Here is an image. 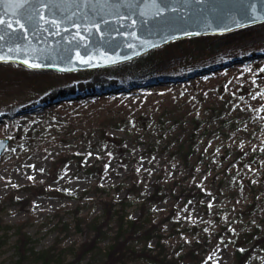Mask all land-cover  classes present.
<instances>
[{
  "label": "rangeland",
  "instance_id": "374dc122",
  "mask_svg": "<svg viewBox=\"0 0 264 264\" xmlns=\"http://www.w3.org/2000/svg\"><path fill=\"white\" fill-rule=\"evenodd\" d=\"M251 54L224 68L195 73L204 67L182 78L151 77L155 81L150 83L121 79L117 84L126 89L102 91L88 99L60 98L40 108L39 114L32 108L59 91L81 84L86 88L82 91L93 90L88 80L56 86L45 95L27 87L0 93V139L10 140L0 157L3 222H28L26 230L40 250L58 239L65 249L77 248L92 238L89 226L103 213L104 201L127 200V214L141 218L144 229L129 242L130 251L120 264H232L236 243L249 241L253 233L256 238L245 246L256 244L248 264H264V242L257 243L264 240V72L260 71L264 52ZM21 68L0 63V74L16 75ZM88 75L90 80L100 76L102 82L96 86L112 82L101 69L80 74ZM227 81L230 91L244 87L249 92L244 108L253 114L230 112L226 128L215 132L220 123L210 126L198 140L189 166L176 155L171 135L144 132L145 119L155 124L165 112L170 115L179 107L206 120V126L216 101L214 88ZM126 118L132 127L123 123ZM106 128L123 139L125 154L104 141ZM93 165L103 167L101 177L86 172ZM117 230L114 221L108 241L85 262L103 264ZM15 240L12 236L0 247V264H12Z\"/></svg>",
  "mask_w": 264,
  "mask_h": 264
},
{
  "label": "trees",
  "instance_id": "16d2710c",
  "mask_svg": "<svg viewBox=\"0 0 264 264\" xmlns=\"http://www.w3.org/2000/svg\"><path fill=\"white\" fill-rule=\"evenodd\" d=\"M254 51L257 53L264 51V24L230 34L196 37L175 42L129 64L105 68L102 73L110 78L129 77L136 80H149L151 77L166 75L180 77L197 69L227 62L233 59L229 57L231 55L241 58L250 55ZM19 70L20 73L16 75L0 74L1 94H11L15 89L23 90L27 87L34 93L44 95L56 86L71 84L85 78L80 76L82 73H51L53 74L51 75L30 71L23 67ZM220 74L222 76L225 75L223 70L220 71ZM212 76L214 75L207 77L211 78ZM213 78L216 79L217 77L214 76ZM227 84L228 81L222 85L215 86L216 101L214 106L209 109L210 113L206 126H204L206 120L191 116L186 109L179 107L170 115L165 112L157 119L155 124L150 119H145L142 123L144 132L146 131L150 135L160 132L162 137L171 135L172 139L176 140V142H172L177 144L176 155L180 156L186 165L189 166L190 160L196 155L198 140L210 126L215 122H217V125L220 123V127L215 132L220 131V128H226L229 124L228 114L230 112L243 114H249L250 112L253 114V110L250 107V109L244 108V98L249 92L244 87L238 89L237 92L230 91ZM181 90L186 92L184 87ZM123 123H128L127 127L134 125L127 118ZM261 127L264 130V123ZM181 136H184V139L181 140ZM102 137L106 143L120 147L122 154H125V145H123L124 142L121 137L110 134L108 128L102 131ZM199 158H203L202 154L199 155ZM63 159L64 161L69 160V158ZM86 172L101 177L103 167L93 165ZM96 188L100 192L104 191L100 187ZM204 194L206 193L201 189L200 196ZM61 195L66 196L65 194ZM149 200H155V197H149ZM25 202L23 203L28 204L29 201ZM118 205H121V207L117 209ZM127 206V200L115 202V199H110L109 201H104L103 213L93 220L89 226L93 233L92 238L87 239L77 248L71 249L63 248L60 245L61 239H58L52 246L40 250L37 248L38 241L26 230L28 222L24 221L17 225H8L3 222L0 216V247L9 243L12 236L16 237L13 244L12 264H90L85 262V260L88 257L95 256L101 249V244L108 241L110 238V224L115 221L118 230L113 242L107 246L103 264H120L130 251L129 242L144 229L141 218L132 219L127 214ZM145 207L146 204H144L143 210H145ZM3 209L4 207L0 203V214ZM79 212V209H77V226L79 231H81ZM151 228L155 232L153 226ZM1 231H3V234H1ZM256 236L253 233L249 241L236 243L232 264H248L256 244L253 247L245 246L253 238L255 239ZM263 242L264 240L260 241V239H257V243ZM68 254H71L73 258L69 260L67 258Z\"/></svg>",
  "mask_w": 264,
  "mask_h": 264
},
{
  "label": "water",
  "instance_id": "95a60500",
  "mask_svg": "<svg viewBox=\"0 0 264 264\" xmlns=\"http://www.w3.org/2000/svg\"><path fill=\"white\" fill-rule=\"evenodd\" d=\"M111 2L117 8L109 9L104 0H94L92 7L86 0L81 4L65 3L64 14L79 27L67 21L59 28L40 21L38 29H34L26 23L30 29L26 33L0 27V36L4 37L0 49L13 57L0 63H16L35 71L97 70L131 62L188 38L224 35L264 23V0H163L162 4L159 0H134L131 13L121 6L122 0ZM16 12L15 0L0 4V16L5 20L17 19ZM47 12L45 8V18L52 19ZM80 57L88 62H81ZM32 63L41 66L32 67ZM9 144V139H0V157Z\"/></svg>",
  "mask_w": 264,
  "mask_h": 264
},
{
  "label": "snow or ice",
  "instance_id": "6c2138e0",
  "mask_svg": "<svg viewBox=\"0 0 264 264\" xmlns=\"http://www.w3.org/2000/svg\"><path fill=\"white\" fill-rule=\"evenodd\" d=\"M5 0H0V4H3ZM85 0H15V4L17 6V12L16 16L17 19L9 22L5 20L2 16H0V27L3 28L4 31H11L13 33L17 32H28L30 29L26 27V23L32 24L34 29H38L39 22L42 21L44 24H50L52 28H59L62 23L67 21L68 23H71L73 27H79L78 24L74 20H72L69 16L64 14V4L65 3H75V4H81L84 3ZM89 7L93 6L94 0H86ZM98 2V0H97ZM157 0H153V3H156ZM105 6L109 9L117 8L116 4H113L111 0H104ZM159 3H163V0H159ZM121 6L125 7L129 13L134 11V0H122ZM47 9V15L48 17H51L52 19L45 18L43 15V10ZM25 21V23H22L21 21ZM102 23L104 21H101ZM15 24V28L13 25ZM95 27L99 29V24H96ZM65 31L68 29L65 28ZM44 31H48L47 28L44 29ZM57 35L60 33L57 32ZM80 33H77V36H79ZM4 37L0 36V40H3ZM132 47V45H129ZM155 46V45H153ZM9 53L12 51L11 48L7 50ZM8 59H13V57L8 56L2 49H0V61L7 62ZM81 62L87 63L88 60H86L84 57H80ZM24 63L28 64L29 61L25 60ZM32 67H40L41 65L37 63H32ZM260 71L264 72V69H260ZM255 98V97H253ZM31 179V177H30ZM243 251V249H241Z\"/></svg>",
  "mask_w": 264,
  "mask_h": 264
},
{
  "label": "bare ground",
  "instance_id": "6f19581e",
  "mask_svg": "<svg viewBox=\"0 0 264 264\" xmlns=\"http://www.w3.org/2000/svg\"><path fill=\"white\" fill-rule=\"evenodd\" d=\"M100 82H102L101 79H100V76H96L95 78H93V79L88 81V86H91V87H89L91 89L107 88L106 84L98 85L100 87L96 86ZM112 84L113 85H110V86H114V84H117V83L113 81ZM84 88H85V84H81V85H76V87H74V89H72L70 91H67V90L66 91H64V90L63 91H59L56 94L51 95L50 97H48L43 103H41V104H39L37 106H34L32 108V111H34V114H39L40 113L39 109L44 107L45 105H48L50 103H53V102L57 101L58 99H60L61 97H64L65 94H68L69 92L77 93V92L83 90ZM72 98H74V97H72Z\"/></svg>",
  "mask_w": 264,
  "mask_h": 264
}]
</instances>
